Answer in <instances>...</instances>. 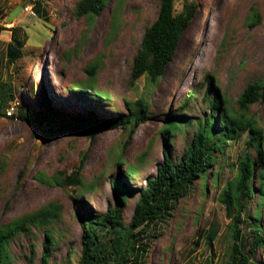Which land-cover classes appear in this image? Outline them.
Returning a JSON list of instances; mask_svg holds the SVG:
<instances>
[{
  "label": "rangeland",
  "instance_id": "obj_1",
  "mask_svg": "<svg viewBox=\"0 0 264 264\" xmlns=\"http://www.w3.org/2000/svg\"><path fill=\"white\" fill-rule=\"evenodd\" d=\"M35 1L41 2L47 19L30 12ZM79 1L0 0V25L14 28L15 40L22 44L16 64L7 66L11 31L0 33V82L11 85L15 97L0 110V225L47 204L61 211L51 225L30 227L13 238L7 264H41L46 232L54 238L48 264H79L80 223L112 208L117 175L127 186L121 206L125 227L139 191L162 162L163 145L171 160H178L199 122L210 116L214 95L224 100L229 115H237L236 99L245 87L264 83V0H188L197 10L154 85L146 77L131 85L129 75L160 0H108L98 16L79 14ZM183 2L174 1L176 12ZM18 7L21 11L7 23ZM256 13L260 22L251 27ZM89 67L94 68L92 81ZM141 99L149 105L148 119L130 138L122 128L94 138L89 127L66 129L71 117L93 116L97 122L120 117L127 114L125 102ZM20 110L30 120L16 118ZM244 115L255 122L264 149V102L251 105ZM249 138V131L229 138L204 178L206 192L197 182L162 228L150 232L145 264H227L234 216L220 198L237 178L238 156ZM252 144L256 159L258 138ZM82 159L78 187L51 181L69 176ZM252 178V198L239 206L243 242H251L254 231L264 238V164L255 166ZM209 227L216 231L211 239ZM249 262L264 264V246L250 252Z\"/></svg>",
  "mask_w": 264,
  "mask_h": 264
},
{
  "label": "trees",
  "instance_id": "obj_2",
  "mask_svg": "<svg viewBox=\"0 0 264 264\" xmlns=\"http://www.w3.org/2000/svg\"><path fill=\"white\" fill-rule=\"evenodd\" d=\"M174 1L160 0L155 20L145 27L141 42L132 60L129 75L131 85L142 77L147 78L148 84L158 83L164 75L166 66L172 60L178 42L197 10L194 2L184 0L181 10L176 12ZM107 2L108 0H81L77 7L78 13L98 16ZM32 11L39 18L47 19L40 1H35ZM255 16L256 20L250 24L251 27L260 22L259 15L256 13ZM7 30L11 31L12 40L5 53L6 63L9 66L16 64L19 58L18 51L22 44L15 40L14 28L9 30L0 25V33ZM86 73L88 79L92 81L94 68L89 67ZM209 79L208 84H211L212 78ZM21 84L23 83L21 82ZM14 98L12 86L0 82V110L8 108L9 104L15 100ZM257 102H264V83L260 81L251 82L240 93L236 99V105L240 111L237 115H229L224 100L214 95L210 102L212 109L210 116L199 122L198 130L194 132L178 160L172 161L167 153L166 143L163 145L162 162L156 166L154 176L148 178L145 187L139 191L130 222L125 227L121 219V206L127 193V186L117 175L112 183L115 198L112 208H107L102 216H92L80 223L82 235L78 263L145 264L144 255L147 253L148 247L146 240L150 232L162 228V225L172 216V212L180 200L194 190L197 182H199L201 191L206 192L207 185L204 178L209 171L216 167L219 160L216 154L224 148L227 140L234 137L238 131H249L250 138L238 156L237 178L232 186L224 188L220 202L224 205L227 214L234 216L230 231L232 243L228 247L227 264H250V252L259 246H264V238L258 231H254L251 242L241 240L239 206L246 197L248 200L252 198L251 181L255 175V166L264 164V149L255 122L247 119L244 115L249 107ZM125 108L126 115L100 122H97L93 116L87 119L71 117L69 119L70 125L66 129L81 132L80 127L85 129L89 127V136L94 138L99 133L122 128L128 132L130 138L134 130L140 128L147 121L149 105L141 99L134 103L125 102ZM20 112L16 113V118L30 120L26 111L20 110ZM218 126L221 128L218 141L213 142L212 138L216 134L215 128L217 129ZM129 138L123 144L122 153L127 149ZM257 138L259 146L255 148L256 159H254L251 155L254 148L252 142ZM83 160L69 176L64 178L53 177L51 181L54 184H68L74 188L78 187L81 184L80 173L83 168ZM121 165V160H118L117 169ZM60 214L61 211L58 207L47 204L10 221L8 224L0 225V264H7L10 242L20 232H28L30 227L45 228L58 221ZM208 231L210 239L216 236L213 227H209ZM44 235L41 264H48L49 252L54 244V238L47 232ZM246 250L249 251V255L246 254Z\"/></svg>",
  "mask_w": 264,
  "mask_h": 264
},
{
  "label": "water",
  "instance_id": "obj_3",
  "mask_svg": "<svg viewBox=\"0 0 264 264\" xmlns=\"http://www.w3.org/2000/svg\"><path fill=\"white\" fill-rule=\"evenodd\" d=\"M21 11V9L18 7L15 9V11H13L12 13H10L7 17H6V22L10 23L17 15L18 13Z\"/></svg>",
  "mask_w": 264,
  "mask_h": 264
},
{
  "label": "built area",
  "instance_id": "obj_4",
  "mask_svg": "<svg viewBox=\"0 0 264 264\" xmlns=\"http://www.w3.org/2000/svg\"><path fill=\"white\" fill-rule=\"evenodd\" d=\"M30 12L32 13V11L30 10ZM33 14V13H32Z\"/></svg>",
  "mask_w": 264,
  "mask_h": 264
},
{
  "label": "clouds",
  "instance_id": "obj_5",
  "mask_svg": "<svg viewBox=\"0 0 264 264\" xmlns=\"http://www.w3.org/2000/svg\"><path fill=\"white\" fill-rule=\"evenodd\" d=\"M33 13V12H32Z\"/></svg>",
  "mask_w": 264,
  "mask_h": 264
}]
</instances>
